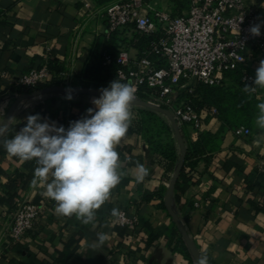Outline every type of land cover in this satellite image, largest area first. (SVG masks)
<instances>
[{"label":"crops","instance_id":"crops-1","mask_svg":"<svg viewBox=\"0 0 264 264\" xmlns=\"http://www.w3.org/2000/svg\"><path fill=\"white\" fill-rule=\"evenodd\" d=\"M116 1L97 4L95 0H0V22L7 24L0 26V111L7 107L2 100L8 83L5 76L26 73L48 59L56 60L63 67L61 82L69 87L82 86V74L92 54L103 49L105 8ZM245 2L264 13V0ZM144 3L149 9H167L173 14L184 11L176 9L174 0H145ZM132 33L120 37L129 40ZM128 45L130 55L138 57V51L132 44ZM261 59L264 51L253 49L243 65L245 73L254 76ZM93 97L58 98L50 109L52 117H41L67 129L66 115H86L87 107L95 108ZM255 97L259 103L264 102V88H259ZM33 100L22 102L9 123L25 124L27 114L34 113L36 102ZM184 128L191 139H196L199 132ZM237 129H223L216 116L206 117L200 132L217 136L216 145L198 161L193 171L197 182L180 196L176 210L195 247L201 254L206 253L214 264H264V211L255 214L252 209V203L264 208V129L255 123L249 129L251 137L238 134ZM147 148L141 134L128 131L117 146L123 170L128 175L97 210L96 221L87 225L74 215L63 217L54 211L56 202L42 194L46 183L37 178V183L32 184L35 167L32 180L17 191L16 199L40 202L47 198L48 207L37 230L11 246L0 264L54 262L72 239L78 241L68 249L71 254L63 264H192L173 250V245L167 246L163 235L171 218L160 207V200H141L142 192L153 193L161 186L167 190L173 173L166 170L164 159L148 157ZM135 161L149 170L143 183L135 181ZM26 162L7 152L0 156V184H5L7 175L14 172L28 174ZM52 179L49 175L48 182ZM248 184H253V188L247 189ZM0 195H3L1 189ZM195 202L198 207L194 206ZM113 208L124 210L136 220L135 227L126 228L127 237L115 232L116 218L110 214ZM11 212L9 204L0 203V235ZM145 224L150 225L153 234H162L149 248L145 247ZM101 232L106 234V240L103 247H98L96 234Z\"/></svg>","mask_w":264,"mask_h":264},{"label":"built area","instance_id":"built-area-1","mask_svg":"<svg viewBox=\"0 0 264 264\" xmlns=\"http://www.w3.org/2000/svg\"><path fill=\"white\" fill-rule=\"evenodd\" d=\"M145 0H118L105 8V39L112 33L125 35L133 32L142 36H157L151 43L149 52L161 62L158 67L143 53L132 57L128 44L117 49L116 63L120 69L118 78L131 82L136 88L138 98L140 86L158 90L149 95L146 102L168 110L178 127H189L194 132L204 128L206 117L215 116L216 109L196 111L184 100H178L179 90L189 93L200 83L220 85L223 72L237 65H245L254 49L264 51V13L245 0H178L184 3V11L173 14L170 10L147 8ZM261 23V35L253 37L250 26ZM132 33V34H133ZM105 64L111 62L109 55L104 56ZM7 91L2 97L8 105L18 96L11 94V87L34 89L38 84H48L51 78L48 68L43 65L26 73L6 75ZM241 80L251 83L252 75L244 73ZM60 85L68 86L66 82ZM138 107L131 106L132 120H136ZM240 135L251 137L252 132L241 127L236 130ZM189 170V169H187ZM47 198L38 203L17 199L0 235V259L5 257L11 246L21 243L30 232H35L48 207ZM195 207L199 204L195 202ZM116 218L119 225L132 228L135 218L119 210Z\"/></svg>","mask_w":264,"mask_h":264},{"label":"clouds","instance_id":"clouds-1","mask_svg":"<svg viewBox=\"0 0 264 264\" xmlns=\"http://www.w3.org/2000/svg\"><path fill=\"white\" fill-rule=\"evenodd\" d=\"M261 27V23L250 26V34L260 36ZM257 87L264 88V59L256 69L253 86L245 85L242 90L250 96ZM99 92L100 96L92 99L95 108H88L86 115L70 121L67 129L43 119L40 114L28 115L24 118L25 126L8 139L5 138L8 121L0 123V145L9 155L22 161L35 160L37 167L32 184L37 183V178L46 183L42 194L56 202L54 211L63 217L74 215L85 225L96 221L97 210L128 175V171L123 170L117 146L131 126L136 88L131 82L121 83L115 79ZM256 107L255 123L264 129V102ZM125 159L131 162L129 157ZM134 164L135 181L143 183L149 170L139 161ZM49 175L53 178L51 182H48ZM110 214L119 217L120 211L113 208ZM105 240L106 234H96L98 247H103ZM195 264H209L208 255L202 253Z\"/></svg>","mask_w":264,"mask_h":264},{"label":"trees","instance_id":"trees-1","mask_svg":"<svg viewBox=\"0 0 264 264\" xmlns=\"http://www.w3.org/2000/svg\"><path fill=\"white\" fill-rule=\"evenodd\" d=\"M97 4H105L112 0H95ZM176 4V9H184V3L178 0H174ZM7 25L6 22H0V26ZM119 33H112L110 37L106 38L103 43V49L101 52H95L92 54L90 64L85 68L82 74V86L101 89L108 87L109 83L115 79H118L121 83H127L128 81H122L118 78L117 72L120 69L119 65L116 63L115 59L117 56V49L121 44H132L133 47L138 51V57L144 55L155 62V64L160 67L161 62H156V57L149 52L151 43L156 41L157 36H142L133 33L131 38L127 40L126 38H121ZM109 55L111 62L105 64L104 56ZM45 65L51 78L48 84H38L34 89H26L20 86L11 87L10 92L14 95H22L31 93L34 90L45 88L52 85H60V75L63 73V67L56 61L48 59L43 61L40 65L35 68H40ZM245 73V68L243 65H237L233 69L223 72L222 82L220 85H207L198 84L194 87V91L189 93L187 89L179 90L176 94L178 100H184L196 111L202 109L212 110L216 109V117L221 123L223 129L235 130L239 127H245L247 129H253L255 126V119L258 115L257 104L259 101L256 99L255 94L259 91V87L252 95H248L243 92L242 87L245 85L253 86V82H243L241 80L243 74ZM255 79V75L253 76ZM158 90H152L146 86H140L138 89V98L147 101L149 95H154ZM58 98L47 97L43 102H36L34 106V113L27 115L40 114V116L47 115L52 117L50 114V109L54 107L57 103ZM70 103L71 101H67ZM90 107H87V109ZM165 107H163L164 109ZM82 115H75L68 113L66 115V126H69L70 121L78 120ZM137 119L131 121V126L129 128L130 132L141 134V136L147 142L148 148L146 150L147 156H158L166 161V170H174L179 155L177 153V143L172 131V128L168 122H166L160 114L140 108L137 110ZM22 125L8 124L9 131L6 133L5 138H12L16 131L24 127ZM181 136L185 144V158L183 166L180 170L177 182L174 187L173 195V210L177 213L176 204L180 201V196L185 193L190 185L195 184L197 180L195 179V174L193 173L195 166L198 161L214 150L216 145L217 136L211 135L208 132L197 133L196 139H191L190 136L185 132L184 127H179ZM6 154V150L0 145V156ZM26 167L29 170L28 174L22 172H14L13 174L7 175V182L3 185L0 184V189L3 191V195H0V203H7L13 209L16 202L17 191L19 189L25 188L28 183L32 180V172L35 167H37L35 160L27 161ZM189 169V170H187ZM264 174V168L262 169ZM0 174L2 172L0 171ZM253 184H248L247 189H252ZM166 188L161 186L158 190L153 193L142 192L141 200L149 201L152 199L160 200V207L166 211L163 203V197ZM38 203V202H33ZM252 209L254 213H259L264 211V208L260 207L257 203H252ZM178 215V213H177ZM181 219V217L178 215ZM125 226L117 225L115 226V232L118 235L127 237ZM145 231L147 232V238L145 239V247L149 248L153 243L162 236V234H153V230L149 224H145ZM167 240V246L171 247L173 245V250L180 253L188 262L194 264L188 249L182 240L174 222L171 220V224L168 227L166 233L163 235ZM78 240H70L63 252H60L53 262H47V264H63L68 261L70 256L69 248L77 243ZM209 264H214L209 258Z\"/></svg>","mask_w":264,"mask_h":264},{"label":"water","instance_id":"water-1","mask_svg":"<svg viewBox=\"0 0 264 264\" xmlns=\"http://www.w3.org/2000/svg\"><path fill=\"white\" fill-rule=\"evenodd\" d=\"M52 94L66 95L67 97L71 96L72 97L71 99L76 98L79 95H91V96H94L97 98L100 96V92L98 89L88 88V87H84V86H78V87H69V86H63V85L48 86L45 88L34 90L28 94H22V95L17 96L13 100V102L10 104L8 110L6 111V113H5L4 117L2 118V120L0 121V123H2L4 121L6 123L8 121V124H9V122L11 121L10 118H12L15 110L19 107V105L22 102H24L26 100L39 98V97H42L45 95H52ZM132 107H138V108L152 110V111L164 116L170 123V126L172 128V131H173V134H174V137H175L178 149H179V158H178L177 164L175 166V169L172 173V176L170 178L166 193H165L164 198H163V203H164V207L166 209L167 214L169 215L171 220L174 222L182 240L184 241V243L188 249V252H189L192 260L195 262L196 259L201 255V253L193 244V242L190 239L189 235L187 234L180 218L178 217L177 213L173 210L174 187H175V184L177 182L180 170L183 166L185 153H186L185 144H184L183 138L181 136L179 127H178L177 123L175 122V120L173 119L171 113L166 109L158 107V106L151 104L149 102L143 101V100L136 98V97L132 103Z\"/></svg>","mask_w":264,"mask_h":264},{"label":"rangeland","instance_id":"rangeland-1","mask_svg":"<svg viewBox=\"0 0 264 264\" xmlns=\"http://www.w3.org/2000/svg\"><path fill=\"white\" fill-rule=\"evenodd\" d=\"M51 96L56 97V98H63V97H66V95L52 94V95H45V96L39 97V99L36 98V99H34L33 101H31V102H43L44 99H46L47 97H51ZM93 98H94V97H93ZM93 98H92V99H93ZM95 98H96V97H95ZM10 104H11V103H9L5 109H3L2 111H0V121H1L2 118L4 117L6 111L8 110V108H9V106H10ZM138 109H140V108H136L135 110H138ZM161 117L164 118V120H165L166 122L169 123V121H168L164 116L161 115ZM169 124H170V123H169Z\"/></svg>","mask_w":264,"mask_h":264}]
</instances>
